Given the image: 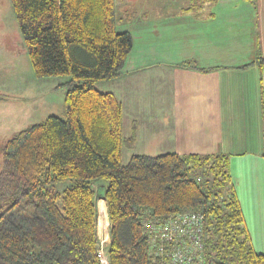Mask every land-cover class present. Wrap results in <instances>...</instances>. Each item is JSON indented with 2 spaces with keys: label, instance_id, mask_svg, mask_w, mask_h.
<instances>
[{
  "label": "trees",
  "instance_id": "1",
  "mask_svg": "<svg viewBox=\"0 0 264 264\" xmlns=\"http://www.w3.org/2000/svg\"><path fill=\"white\" fill-rule=\"evenodd\" d=\"M36 78L64 76V118L49 115L2 146L0 264H100L97 200L109 223V264H165L150 254L144 222L203 214V250L219 264H264L245 226L224 153L132 154L121 163L122 105L95 84L122 74L132 36L115 0H9ZM218 0H189L195 15ZM252 1V0H249ZM258 64L264 58L257 56ZM179 66L198 68L193 61ZM4 99L0 95V100ZM70 181L62 191L55 184Z\"/></svg>",
  "mask_w": 264,
  "mask_h": 264
},
{
  "label": "crops",
  "instance_id": "2",
  "mask_svg": "<svg viewBox=\"0 0 264 264\" xmlns=\"http://www.w3.org/2000/svg\"><path fill=\"white\" fill-rule=\"evenodd\" d=\"M188 2L115 3L117 29L131 34L132 48L122 74L96 84L114 83L104 90L122 105V130L126 117L135 143L143 136L163 148L155 155H229L252 246L264 254V0H218L198 15L185 10ZM3 97L0 105L20 103Z\"/></svg>",
  "mask_w": 264,
  "mask_h": 264
},
{
  "label": "rangeland",
  "instance_id": "3",
  "mask_svg": "<svg viewBox=\"0 0 264 264\" xmlns=\"http://www.w3.org/2000/svg\"><path fill=\"white\" fill-rule=\"evenodd\" d=\"M125 0H123L124 2ZM129 7H140L145 0H129ZM116 5L120 0H115ZM148 11V10H147ZM118 12V7H117ZM0 53L8 56L7 61L0 60V95L20 100L19 104H1L3 112L0 114V169L2 166V146L17 131L29 124L45 120L49 115H57L64 118L63 96L64 88H59L58 83L64 76L36 78L34 76L30 60L27 56L22 36L18 30L17 23L9 0H0ZM20 61L21 64L16 65ZM94 85L101 92L104 89H113V82ZM55 87V88H54ZM54 88V89H53ZM123 135L130 133L129 121L124 117ZM147 123H144V125ZM148 138L140 137L133 148L123 147L121 163L126 164L132 154L159 153L158 148L147 142ZM71 182H60L54 188L62 191ZM107 182L99 180L93 185L96 198L103 196ZM97 234L104 244H108V222L105 203L102 199L97 200Z\"/></svg>",
  "mask_w": 264,
  "mask_h": 264
},
{
  "label": "built area",
  "instance_id": "4",
  "mask_svg": "<svg viewBox=\"0 0 264 264\" xmlns=\"http://www.w3.org/2000/svg\"><path fill=\"white\" fill-rule=\"evenodd\" d=\"M150 254L165 264H219L207 260L203 250V214L199 211L178 212L165 219L144 222ZM107 244L100 240V264H109Z\"/></svg>",
  "mask_w": 264,
  "mask_h": 264
},
{
  "label": "bare ground",
  "instance_id": "5",
  "mask_svg": "<svg viewBox=\"0 0 264 264\" xmlns=\"http://www.w3.org/2000/svg\"><path fill=\"white\" fill-rule=\"evenodd\" d=\"M97 228H98V226H97Z\"/></svg>",
  "mask_w": 264,
  "mask_h": 264
}]
</instances>
